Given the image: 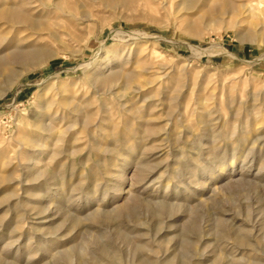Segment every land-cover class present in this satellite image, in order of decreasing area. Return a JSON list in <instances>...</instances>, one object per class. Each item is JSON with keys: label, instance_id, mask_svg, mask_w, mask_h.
<instances>
[{"label": "rangeland", "instance_id": "obj_1", "mask_svg": "<svg viewBox=\"0 0 264 264\" xmlns=\"http://www.w3.org/2000/svg\"><path fill=\"white\" fill-rule=\"evenodd\" d=\"M245 2L0 0V264H264Z\"/></svg>", "mask_w": 264, "mask_h": 264}, {"label": "bare ground", "instance_id": "obj_2", "mask_svg": "<svg viewBox=\"0 0 264 264\" xmlns=\"http://www.w3.org/2000/svg\"><path fill=\"white\" fill-rule=\"evenodd\" d=\"M21 1V0H20ZM254 4H255V0H247V2H245L244 3V5L246 6V8H248V10L250 11V12H253L255 9H254ZM57 8V7H56ZM26 13V12H25ZM4 20H5V18H4ZM13 24V23H12ZM86 66H89V63H87V64H85ZM204 131V130H203ZM164 196V195H163ZM165 197H166V195H165ZM187 199V198H186ZM160 200V199H159ZM167 200V199H166ZM160 202H161V200H160ZM161 203H163V202H161ZM157 204H158V202H157ZM247 244V243H246Z\"/></svg>", "mask_w": 264, "mask_h": 264}]
</instances>
